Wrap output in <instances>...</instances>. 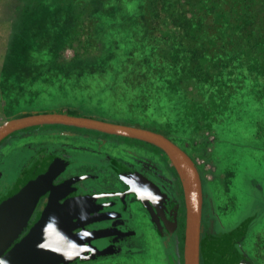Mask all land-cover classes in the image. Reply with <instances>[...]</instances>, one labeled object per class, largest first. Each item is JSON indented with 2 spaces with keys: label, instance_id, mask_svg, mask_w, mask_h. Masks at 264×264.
I'll list each match as a JSON object with an SVG mask.
<instances>
[{
  "label": "rangeland",
  "instance_id": "obj_1",
  "mask_svg": "<svg viewBox=\"0 0 264 264\" xmlns=\"http://www.w3.org/2000/svg\"><path fill=\"white\" fill-rule=\"evenodd\" d=\"M144 1L76 0L73 7L82 10L78 18L80 25L77 23V26L71 16L68 25L62 24L59 16H56L52 24H45L43 22L47 20L44 14L40 16L35 23L39 22L38 31L33 25L29 32L30 42L34 45L27 47L30 52V48L36 46L35 57L33 60L26 58L24 62H16L12 58L0 76V93L6 103V120L23 116L27 112L64 113L71 110L117 121L115 123L164 132L182 140L194 141L203 136L210 141L206 147L207 159L213 161L220 172V178L204 190L205 199L210 203L208 211L212 232L223 237L229 229L248 220L238 242H242L241 246L253 258L255 239L264 235V117L258 119L251 114L253 117H247L241 126L221 125L210 134L180 129L181 126L180 130L158 128L156 125L163 116H157L150 110L144 95H135L137 82L127 80L132 72L140 70L141 64L136 62L146 49L143 43L145 30L141 23ZM84 19L92 20V28L85 30V34L87 40L93 39H88V36L97 34L98 48L95 49L98 52L90 51L88 57L79 58L77 64L57 60L67 34L82 30L80 20ZM36 32L38 34L35 36ZM3 41L0 36V56L5 47ZM12 46H16V43ZM73 46L75 50L66 47L61 51L64 59L82 54L77 42ZM99 53L107 60L92 57ZM49 128L29 127L17 133L27 132L24 134L26 137L40 140ZM66 128L74 130L73 127ZM18 158L19 154H13L8 165ZM196 160L207 173L208 164L203 163L201 157ZM8 165H5V173L10 175ZM165 240L164 244L161 237L147 230L144 237L133 244L130 253L107 259L102 264H172V260L178 264L173 238L167 236ZM236 241L231 243L235 249L238 248ZM218 246L222 245L215 244L212 247ZM229 246L224 244L223 247L228 249Z\"/></svg>",
  "mask_w": 264,
  "mask_h": 264
},
{
  "label": "trees",
  "instance_id": "obj_2",
  "mask_svg": "<svg viewBox=\"0 0 264 264\" xmlns=\"http://www.w3.org/2000/svg\"><path fill=\"white\" fill-rule=\"evenodd\" d=\"M75 1L2 0L0 76L12 58L33 60L37 48L27 51L34 45L29 32L43 14L45 24L59 16L68 25L71 16L77 26L82 10L73 7ZM141 20L146 49L136 62L140 70L127 80L137 82L135 95H144L150 110L163 116L158 128L210 134L221 125L241 126L251 114L264 117V0H145ZM80 21L82 30L67 32L57 60L77 64L98 52L97 34L91 40L85 34L92 20ZM75 42L82 54L64 59L61 51L75 50ZM92 57L106 59L101 53ZM255 242L253 260L264 263V235Z\"/></svg>",
  "mask_w": 264,
  "mask_h": 264
},
{
  "label": "flooded vegetation",
  "instance_id": "obj_3",
  "mask_svg": "<svg viewBox=\"0 0 264 264\" xmlns=\"http://www.w3.org/2000/svg\"><path fill=\"white\" fill-rule=\"evenodd\" d=\"M1 97L0 93V124L7 118L6 103ZM69 114L96 116L79 112ZM61 126L49 128L40 140L26 137L24 134L27 132L17 133L19 130L0 140V197L5 196L14 183L24 178L32 167H39L44 159L54 157L65 162L53 179L56 187L53 194L59 196L58 203L82 199L80 213L73 217V232L83 230L98 236L89 240L91 245L84 254L68 264H102L107 259L130 253L133 244L140 241L147 230L161 237L164 244L165 238L171 236L176 244L178 264H184V190L180 176L167 154L161 148L139 139L85 128L73 127L74 130H71L66 127L72 126ZM160 133L190 157L200 177L202 208L199 264H219L216 262L218 252L225 254L227 262H231L230 254L237 252L256 264L241 246L242 242H238L248 220L229 229L223 237L212 232L208 211L210 203L205 199L204 190L220 178V172L214 162L207 159L206 147L210 141L203 136L190 141ZM13 154H19V158L8 165ZM197 157L208 164L207 173L196 160ZM5 165H8L10 175L5 173ZM49 197L50 191L40 196L27 223L11 246L29 230L45 208ZM236 239L237 249L231 246ZM215 244L222 246L213 248ZM224 244L230 245L229 248L223 247Z\"/></svg>",
  "mask_w": 264,
  "mask_h": 264
},
{
  "label": "water",
  "instance_id": "obj_4",
  "mask_svg": "<svg viewBox=\"0 0 264 264\" xmlns=\"http://www.w3.org/2000/svg\"><path fill=\"white\" fill-rule=\"evenodd\" d=\"M41 125L91 129L139 139L161 148L176 168L184 190V264H199L201 181L192 160L183 150L163 134L146 128L59 112L27 114L6 120L0 125V140L12 132ZM64 164V161L54 157L44 159L39 167H32L5 196L0 197V264H68L89 249L90 239L98 237L83 230L73 232V217L80 213L81 198L58 203L59 196L53 194L56 191L53 179ZM47 191H50V197L45 208L25 235L11 246L38 199ZM218 253L216 262L219 264H252L237 252L230 254L231 262L225 260L223 252Z\"/></svg>",
  "mask_w": 264,
  "mask_h": 264
}]
</instances>
